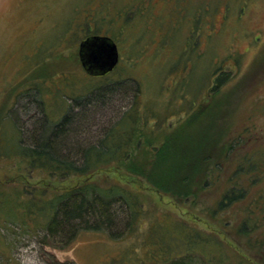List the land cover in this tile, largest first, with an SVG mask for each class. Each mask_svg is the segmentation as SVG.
<instances>
[{"label": "rangeland", "instance_id": "rangeland-1", "mask_svg": "<svg viewBox=\"0 0 264 264\" xmlns=\"http://www.w3.org/2000/svg\"><path fill=\"white\" fill-rule=\"evenodd\" d=\"M86 31L107 34L116 44L118 59L104 73L90 74L77 60V44ZM263 53L264 0H0L2 136L15 143L8 117H13L25 132L42 111L50 120L64 111H77L71 123L73 130L63 140L66 145H74L81 138L93 139L95 132L122 111H150L154 114L147 126L153 125L154 117L160 119L159 126H172L188 111L197 109L209 94L215 74L222 70L231 77L220 86L226 89L219 94L224 103L220 109H233L237 123L245 118L244 123L250 120L261 132L264 61L252 62ZM56 63L62 72H55ZM92 82L100 87L86 100L80 95V87ZM17 168H21L17 157L0 156V179ZM26 173L28 182L45 177L54 188L75 178ZM93 177L103 179L100 174ZM208 189L192 206L189 199L175 203L143 185L136 189L143 207L141 216L133 231L117 239L104 232L84 230L67 247L41 248L34 236L19 228L5 231V241L15 244L14 259L5 264H55L50 254L75 264H137L155 241L153 225L164 223V228L165 217L215 232L228 246L232 259V249L251 256L242 239L223 231L219 225L222 221H214L203 209L215 197L216 188ZM237 205L224 212L229 218L228 228ZM123 215L117 210V219ZM176 242L177 251L183 245L178 246V239ZM154 245V253L162 251ZM0 252L7 253L2 243ZM180 257L183 264H204L197 250Z\"/></svg>", "mask_w": 264, "mask_h": 264}, {"label": "trees", "instance_id": "trees-1", "mask_svg": "<svg viewBox=\"0 0 264 264\" xmlns=\"http://www.w3.org/2000/svg\"><path fill=\"white\" fill-rule=\"evenodd\" d=\"M263 58L264 53L252 63L263 62ZM77 60L85 70L78 54ZM54 67L55 72H62L58 64ZM230 77L223 70L217 71L206 98L172 126H159L160 119L155 117L153 125L147 126L154 114L150 111H122L95 132L93 139L81 138L74 145H66L63 140L73 130L71 123L77 111H64L56 120L48 119L42 111V115L33 117L26 133L13 117H8L15 143L3 138L4 128L0 127V156L17 157L25 171L17 168L0 179V243L7 249L5 254L0 252V264L14 259L15 244L5 241V231L16 228L34 236L41 248L48 245L59 249L84 230L104 232L113 239L129 234L142 213L136 189L143 185L175 203L189 199L192 206L214 186L215 197L203 209L214 221H222L219 225L223 231L242 239L252 255L232 249V259L228 246L215 232L165 217L164 228V223L152 227L153 242L162 251L154 253V243L148 245L146 256L137 264H183L180 256L192 250L199 251L204 264H228L230 257V264H264V131L258 132L250 120L244 123L245 118L237 123L232 108L220 109L224 103L219 94L226 90L220 86ZM99 87V83H89L80 87V95L87 100ZM34 171L75 178L54 188L45 177L28 182L25 172L29 175ZM109 172L112 175L106 180ZM94 174L103 179L94 178ZM233 205L237 206L228 228L229 218L224 212ZM117 210L124 213L123 217L117 219ZM176 239L180 240L178 246H184L177 251ZM49 258L55 264H75L52 254Z\"/></svg>", "mask_w": 264, "mask_h": 264}, {"label": "water", "instance_id": "water-1", "mask_svg": "<svg viewBox=\"0 0 264 264\" xmlns=\"http://www.w3.org/2000/svg\"><path fill=\"white\" fill-rule=\"evenodd\" d=\"M77 54L88 73H104L118 59L115 42L106 34H91L79 40Z\"/></svg>", "mask_w": 264, "mask_h": 264}, {"label": "flooded vegetation", "instance_id": "flooded-vegetation-1", "mask_svg": "<svg viewBox=\"0 0 264 264\" xmlns=\"http://www.w3.org/2000/svg\"><path fill=\"white\" fill-rule=\"evenodd\" d=\"M91 34H94V33H89V34H87V35H84V37H86V36H88V35H91ZM97 34H101L102 35V33H97ZM83 37V38H84Z\"/></svg>", "mask_w": 264, "mask_h": 264}]
</instances>
